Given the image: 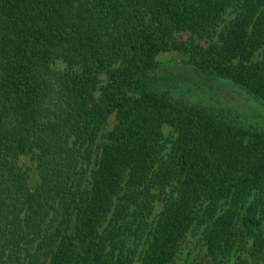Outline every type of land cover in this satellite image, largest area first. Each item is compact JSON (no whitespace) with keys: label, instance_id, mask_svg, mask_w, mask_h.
Segmentation results:
<instances>
[{"label":"trees","instance_id":"16d2710c","mask_svg":"<svg viewBox=\"0 0 264 264\" xmlns=\"http://www.w3.org/2000/svg\"><path fill=\"white\" fill-rule=\"evenodd\" d=\"M172 50L264 103V0H0L1 264L264 260V130L174 97Z\"/></svg>","mask_w":264,"mask_h":264},{"label":"rangeland","instance_id":"374dc122","mask_svg":"<svg viewBox=\"0 0 264 264\" xmlns=\"http://www.w3.org/2000/svg\"><path fill=\"white\" fill-rule=\"evenodd\" d=\"M233 17L230 10L225 15V21L222 25L229 22ZM179 38L185 41L196 40L203 46L208 44L206 39H199L190 32H181ZM190 52L183 50H172L160 53L156 60L160 68L170 69L172 72L181 76L179 81L172 86L171 91L174 97L186 99L190 102L201 103L210 107L230 110L235 117L240 119L245 125L264 130V103L248 94L243 89L229 84L223 80L208 81L200 77L189 65ZM58 68H64L59 62ZM100 86L107 81L105 73L100 75ZM99 90L96 96L99 95ZM115 117L112 116L106 126V131L113 127ZM165 151L171 146L172 140L176 137V132L171 126L163 127ZM19 166L26 172L28 183L31 187L36 186L40 182V174L36 165L34 155L28 153L22 155L18 159ZM164 200H158L155 203L152 219H155L163 208ZM207 260L205 247L201 241V235L196 232H189L185 238L180 251L176 256V264H199ZM1 264V263H0ZM135 264H139L136 261ZM264 264V260L260 263Z\"/></svg>","mask_w":264,"mask_h":264}]
</instances>
